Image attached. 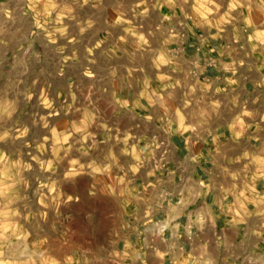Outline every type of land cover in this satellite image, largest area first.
Here are the masks:
<instances>
[{
  "label": "crops",
  "instance_id": "crops-1",
  "mask_svg": "<svg viewBox=\"0 0 264 264\" xmlns=\"http://www.w3.org/2000/svg\"><path fill=\"white\" fill-rule=\"evenodd\" d=\"M164 7L155 35L108 50L113 75L99 85L96 113L111 121L116 150L140 158L110 180L107 198L122 212L109 258L264 264V73L226 35L198 34L175 5ZM155 222L166 226L161 235L145 231Z\"/></svg>",
  "mask_w": 264,
  "mask_h": 264
},
{
  "label": "rangeland",
  "instance_id": "rangeland-1",
  "mask_svg": "<svg viewBox=\"0 0 264 264\" xmlns=\"http://www.w3.org/2000/svg\"><path fill=\"white\" fill-rule=\"evenodd\" d=\"M164 5L170 4L0 0V264H112V230L122 207L106 193L115 171L138 153L116 150L111 121L96 113L104 98L99 85L113 75L108 50L135 46L142 31L155 35L161 13L169 10ZM173 5L195 32L226 35V42L239 44L246 62L264 73V0ZM45 99L51 108L44 107ZM72 159L79 164L72 166ZM107 166L108 172L92 171ZM72 167L83 174L66 180Z\"/></svg>",
  "mask_w": 264,
  "mask_h": 264
},
{
  "label": "clouds",
  "instance_id": "clouds-1",
  "mask_svg": "<svg viewBox=\"0 0 264 264\" xmlns=\"http://www.w3.org/2000/svg\"><path fill=\"white\" fill-rule=\"evenodd\" d=\"M84 2L87 3V0H84ZM167 2H168L170 5H173V4L175 3V0H167ZM187 2H188V0H184V3H187ZM205 2H206L207 4H209V5H214V4H215V0H205ZM203 6H204V5L201 4V7H203ZM237 6H238V4H237L236 2H233L232 4H230V8H231V9H235ZM216 7L218 8L219 6L216 5ZM211 10H212L211 8H207V9H206V11L209 12V13L211 12ZM147 11H148L147 8H145V9H144V13H142V15H146V14H147ZM5 15H7L9 18H11V14H10V13L6 12ZM165 19H169V17L166 16ZM205 19H207V17H205ZM121 22H122V20H121L120 18H118V19L116 20V23H117V24H119V23H121ZM248 23H250V21H249ZM59 31L63 32V31H66V30H65V29H60ZM83 31H84V29H81V32H83ZM139 39H140L141 41H143V43H145V44L148 43V41L144 38L143 35H141V36L139 37ZM249 39H252V37H249ZM51 42H52V43H55V40H52ZM97 47H99V45H97ZM164 63H167V61H165L162 57L159 58L158 64H164ZM85 75H87V76H91L92 73H91V72H85ZM232 83H235V81H232ZM30 98H31V97H29V99H30ZM126 104H127V102L125 101V106H126ZM43 105H44V107H46V108H51V107H52V104H51L47 99L43 100ZM57 114H58V113H57ZM243 115L250 116L251 113L245 111V112L243 113ZM149 119H151V117H149ZM237 121H238L241 125H243V121L240 119V117H237ZM27 131H28V130L25 129V130H24V133H22V135H26V134H27ZM76 131H80V129L78 128V129H76ZM241 134H242V133H237V137H239ZM5 136H7V133H5ZM2 139H4V137H0V140H2ZM85 139H87V137H85ZM67 140H68V137L65 136L64 141L67 142ZM34 159H35V158H34ZM135 159H136V160H139L140 158H139V156H136ZM70 164H71L72 166L78 165V164H79V160H77V159H72V160L70 161ZM29 167H30V166H29ZM43 167H44V166H43V164H42V168H43ZM83 167H84L83 165H80L81 170L83 169ZM89 167H91V165H90ZM51 168H52V162L49 161V162H48V165H47V168H44V170H46V171H47V170H51ZM110 170H111V166H107V167H105L103 170H102L101 168H99V167H93V168H92V171H93L94 173H101L102 171H104V172H108V171H110ZM131 170H132L133 172H138V171H139V168H138V167H132ZM82 174H83L82 171H77L75 167H72V168H70L69 171H67V172L64 174V178H65L66 180H73V179H75V178L81 176ZM41 187H47V185H41ZM50 190H51V191H55V188H52V189H50ZM67 199H68V201H71V200L73 199V197H72V196H68ZM41 203H43V201H41ZM155 254H156L157 257H159V258H161V259H162L163 256H164V254L161 253L158 249L156 250V253H155ZM205 264H211V262H210V261H206Z\"/></svg>",
  "mask_w": 264,
  "mask_h": 264
},
{
  "label": "built area",
  "instance_id": "built-area-1",
  "mask_svg": "<svg viewBox=\"0 0 264 264\" xmlns=\"http://www.w3.org/2000/svg\"><path fill=\"white\" fill-rule=\"evenodd\" d=\"M149 226L150 225H147L145 227V231H147V232L150 231V232H152L153 235H156V234L161 235L165 231V229H166V226L164 224H159L158 222H155L154 223L155 231H152ZM145 247H148V245L145 244Z\"/></svg>",
  "mask_w": 264,
  "mask_h": 264
}]
</instances>
